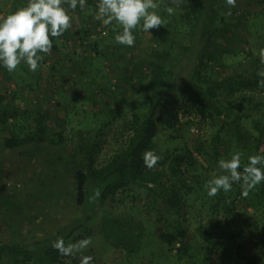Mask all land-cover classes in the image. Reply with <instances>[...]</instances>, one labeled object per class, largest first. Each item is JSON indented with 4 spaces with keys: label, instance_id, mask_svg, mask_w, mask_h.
Listing matches in <instances>:
<instances>
[{
    "label": "rangeland",
    "instance_id": "obj_1",
    "mask_svg": "<svg viewBox=\"0 0 264 264\" xmlns=\"http://www.w3.org/2000/svg\"><path fill=\"white\" fill-rule=\"evenodd\" d=\"M92 2L75 10L62 5L71 17V36L62 35L63 39L56 41V49L44 55L36 72L30 71L24 62L11 73L0 64V113L9 117L15 110H46L50 118L49 133L63 130L66 137L63 147L59 148L42 145L6 150L0 134V241H19L33 234L41 237L55 232L68 221L75 208L73 172L76 169L69 154L77 149L79 137H88L91 143L98 144L99 161L105 160L119 146L125 137L122 119L130 118L145 98L143 85L150 78L151 62L170 68L175 84L189 79L195 65L217 80L251 79L253 72L264 71L259 55L260 49H264V0H236L235 7L228 6L226 0H218L220 31L211 37V43L206 45L200 58L195 56L200 50L199 36L196 33L192 37L190 31L192 0H179L178 4L173 0H155L159 4L158 14L168 20L173 31L163 43L143 31L142 24L138 25L131 47L115 41L122 26L115 21L104 25L96 18L98 8ZM8 3L9 0H0V16L16 11L7 12ZM167 7L174 8L173 15L167 14ZM192 39H195L194 44L185 50ZM165 51H168L167 57H153ZM257 76L259 79L250 92L255 99L264 101V87L258 86L264 77ZM244 112L239 121L228 124L229 131L217 157L194 153L191 161L189 155L184 154L183 160L196 164L192 171L201 182V189L186 193L188 190L183 184L168 185L162 180L153 185L157 195L151 194V197L158 202L166 198L169 186L179 190L185 208L181 213V224L186 230L183 252L193 253L195 264H243L242 257L248 258L254 252L257 237L253 228L264 231L263 206L259 212L238 206V222L228 237L221 238V226L215 221L221 219L225 224V202L215 209H210V205L215 204L218 196L228 199L229 193L242 187V183H234L230 192L221 190L215 197H209L203 187L214 175L225 174L218 167L220 159H230L239 152L244 165L253 154L248 128L254 119L264 124V113L256 108ZM211 130V121L180 113L174 129L159 127L155 152L159 155L174 150L181 153L191 139H204ZM259 150H264V134ZM60 155H63L61 160ZM156 169H160V165L151 170ZM189 174L187 184L192 185ZM151 197L141 187V182L133 183L112 197L110 208H101L98 217H102V231L99 230L93 245L105 261L114 253L119 264H175L174 255L179 246L175 243L168 254L158 240L159 235L154 234L158 222L153 217L154 212H146ZM203 203L208 211L201 210ZM199 222L205 223L212 233L210 242L202 238ZM165 228L164 225L160 234ZM127 233L133 234V238ZM116 246L117 252L113 250Z\"/></svg>",
    "mask_w": 264,
    "mask_h": 264
},
{
    "label": "trees",
    "instance_id": "obj_2",
    "mask_svg": "<svg viewBox=\"0 0 264 264\" xmlns=\"http://www.w3.org/2000/svg\"><path fill=\"white\" fill-rule=\"evenodd\" d=\"M218 6V0H192L191 2L190 31L192 37L197 33L200 43V50L195 54L197 58H200L206 45L211 43V37L220 31V27L217 26ZM161 17L165 19L163 15ZM166 21L164 26L148 32L158 42H166L173 31L171 24L168 20ZM194 40L192 39V43L184 47L185 50L192 47ZM167 56L168 51L153 54V57L157 59ZM253 73L254 77L251 79L229 77L217 80L203 73L199 66L195 65L189 79L175 84L170 68H165L158 62H151L150 78L143 85L145 98L133 110L130 118L122 119L121 127L125 137L119 146L105 160L99 161L98 144L91 143L88 137H79L77 149L69 154L71 162L76 165L73 172L75 204L73 215L53 233L41 237L33 234L19 241H0V264H80L81 255H91L92 264H119L114 253L107 257L109 261H105L93 245L99 230L102 231V217H98L101 208H110L111 199L119 190L138 182H141V187L148 191V197H151V194L157 195L153 185L161 180L168 185L169 183L174 186L178 183L183 184L187 187L186 193L201 189V182L192 171V167L196 164L183 160L184 154L189 155L191 161L194 153L207 158L217 157L220 154L221 144L227 137L229 123L235 124L239 121L246 109H261L264 113V101L255 99L250 92L259 79L258 74ZM180 113L211 121V133L204 139L201 137L191 139L181 153L174 150L170 154L168 152L163 155L157 154L155 138L159 127L174 129L179 123ZM49 121L48 111L40 109L15 110L9 117L0 113L2 147L6 150H25L42 145L63 147L66 142L64 131L58 130L50 134ZM261 121L260 119L251 120V126L248 128L249 136L253 141L252 155H264V150H259L264 134V124ZM147 150L154 151L160 157L157 163L160 169L151 170L144 165L143 154ZM62 158L63 155H60L58 159ZM240 171H243V164ZM188 174L192 185L187 184ZM96 190H99L100 196L98 199H92ZM242 191L243 188L238 186L235 191L229 193L228 199L221 195L216 197L215 204L210 205V209H215L219 203L225 202L226 226L221 219L215 221L216 225L221 226V238L228 237L232 232L231 229L238 222L240 218L238 206L243 208L248 206L253 212H259L264 207V182L250 191L247 197L242 195ZM165 194L166 198L159 202L152 197V199L148 198L150 201L146 212H154L153 217L158 222L155 225L154 234L159 235L158 240L162 242L168 254L175 243L178 244L179 248L174 255L175 264H195L194 254L186 255L183 252L186 230L181 224L183 216L181 213L185 208L179 196L180 192L169 186ZM155 203H157L156 208ZM201 210L208 211L205 203L201 205ZM164 225L165 232L160 234ZM198 229L204 241L210 242L212 233L207 229V225L199 222ZM253 230L257 237L254 252L248 258L242 257L243 264H264V231L263 229L258 231L257 228ZM127 234L133 238V234ZM57 238H63L65 244L90 238L91 244L74 257L63 256L52 247V243ZM117 249V246L113 248L115 252ZM240 250L241 246L237 249L238 255ZM180 258L183 259L182 262Z\"/></svg>",
    "mask_w": 264,
    "mask_h": 264
},
{
    "label": "clouds",
    "instance_id": "obj_3",
    "mask_svg": "<svg viewBox=\"0 0 264 264\" xmlns=\"http://www.w3.org/2000/svg\"><path fill=\"white\" fill-rule=\"evenodd\" d=\"M179 3V0H173ZM75 10L77 6L83 8L86 0H28L25 7L17 9L7 16H0V64L9 73L15 71L21 62L26 63L29 70L36 72L44 55L50 54L53 44L51 38H58L71 27V17L68 10ZM230 7L236 6V0H226ZM97 19L109 25L113 21L122 26V31L115 36V41L126 46H134L133 35L138 25L142 30L149 32L164 26L167 21L157 12L159 4L155 0H99L97 5ZM168 15L174 14V8L167 7ZM230 14V13H229ZM43 54V55H42ZM261 63L264 64V49L259 51ZM264 77V71L258 72ZM264 87V79L258 82ZM242 154L237 152L230 159H220L219 169L225 174L214 175L204 184L209 197L217 196L221 190L228 193L234 183H242V195L247 197L258 184L264 182V155H251L247 163L242 166ZM160 157L151 150L143 154V163L148 169L155 167ZM99 190H96L92 199H98ZM91 244L90 238H84L75 243L65 244L63 238H57L52 247L63 256H75ZM91 255H81L80 264H92Z\"/></svg>",
    "mask_w": 264,
    "mask_h": 264
},
{
    "label": "crops",
    "instance_id": "obj_4",
    "mask_svg": "<svg viewBox=\"0 0 264 264\" xmlns=\"http://www.w3.org/2000/svg\"><path fill=\"white\" fill-rule=\"evenodd\" d=\"M14 1H16V0H9V3H8L7 7H6V11L7 12H8V10L13 12L14 10H17L19 8H22V7H25L27 5V3H28V0H22L21 2H17L16 4L14 3ZM91 2H92V0H86V4L91 3ZM63 6H67V4H63ZM70 33H71V30L68 29V30H66L63 33V35L68 36ZM69 36H71V35H69ZM62 39H63L62 36H60L58 38H52V40H53L52 49H54V47L56 48V43H57L56 41H59V40H62ZM61 57H63V56H61Z\"/></svg>",
    "mask_w": 264,
    "mask_h": 264
},
{
    "label": "built area",
    "instance_id": "obj_5",
    "mask_svg": "<svg viewBox=\"0 0 264 264\" xmlns=\"http://www.w3.org/2000/svg\"><path fill=\"white\" fill-rule=\"evenodd\" d=\"M94 3H95V6L97 7L98 3H99V0H94ZM100 33H104L103 30L99 29Z\"/></svg>",
    "mask_w": 264,
    "mask_h": 264
}]
</instances>
